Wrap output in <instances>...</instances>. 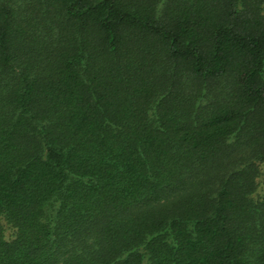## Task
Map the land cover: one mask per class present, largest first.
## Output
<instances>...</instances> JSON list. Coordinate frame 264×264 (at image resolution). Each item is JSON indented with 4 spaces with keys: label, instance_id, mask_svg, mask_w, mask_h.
<instances>
[{
    "label": "trees",
    "instance_id": "obj_1",
    "mask_svg": "<svg viewBox=\"0 0 264 264\" xmlns=\"http://www.w3.org/2000/svg\"><path fill=\"white\" fill-rule=\"evenodd\" d=\"M0 264H264V0H0Z\"/></svg>",
    "mask_w": 264,
    "mask_h": 264
}]
</instances>
